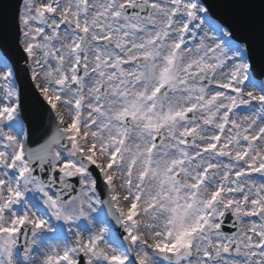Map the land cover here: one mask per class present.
I'll use <instances>...</instances> for the list:
<instances>
[{"label": "snow or ice", "instance_id": "6c2138e0", "mask_svg": "<svg viewBox=\"0 0 264 264\" xmlns=\"http://www.w3.org/2000/svg\"><path fill=\"white\" fill-rule=\"evenodd\" d=\"M0 0V264H264V0Z\"/></svg>", "mask_w": 264, "mask_h": 264}, {"label": "water", "instance_id": "95a60500", "mask_svg": "<svg viewBox=\"0 0 264 264\" xmlns=\"http://www.w3.org/2000/svg\"><path fill=\"white\" fill-rule=\"evenodd\" d=\"M240 0H216L219 5L217 12L219 15L232 19L236 25L242 29L252 28L256 32L257 39L259 38V21L253 19L250 14L242 8L234 7Z\"/></svg>", "mask_w": 264, "mask_h": 264}]
</instances>
